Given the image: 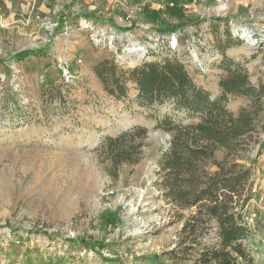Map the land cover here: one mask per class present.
I'll return each instance as SVG.
<instances>
[{"label":"rangeland","instance_id":"rangeland-1","mask_svg":"<svg viewBox=\"0 0 264 264\" xmlns=\"http://www.w3.org/2000/svg\"><path fill=\"white\" fill-rule=\"evenodd\" d=\"M229 34L226 55L258 84L264 0H0V264H145L144 257L179 247L194 209L165 197L157 159L172 135L155 128L173 104H141L132 83L118 99L94 67L106 58L128 68L177 57L215 98L227 75L219 64ZM133 45L145 56L131 52ZM43 47L46 56L14 57ZM250 103L230 95L227 107L237 113ZM138 125L148 129L139 161L113 167L99 145ZM255 128L249 151L215 153L226 168L250 169L252 199L234 205L252 228L244 241L249 256L238 264H264V109ZM217 228L211 219L200 241L214 244Z\"/></svg>","mask_w":264,"mask_h":264},{"label":"trees","instance_id":"trees-1","mask_svg":"<svg viewBox=\"0 0 264 264\" xmlns=\"http://www.w3.org/2000/svg\"><path fill=\"white\" fill-rule=\"evenodd\" d=\"M185 26H172L171 31ZM233 45L229 34L221 46L224 57L219 64L227 75L220 80L221 94L215 98L196 83L185 63L177 57L128 68L120 66L115 58H106L94 67L104 89L118 99L128 95L129 83H132L141 104H173V113L158 118L155 125L156 129L172 135L169 146L161 150L157 159L159 173H162L161 185L167 199L181 209L193 208L194 211L185 219L179 247L162 255L146 256L143 258L145 264H166L165 258L179 263L187 257L188 264H238L239 258L249 256L244 241L252 234V228L241 220V212H235L234 205L244 208L252 199L250 169L238 168L236 163L226 168L215 158V153L223 150L230 157L251 149L255 121L264 109V80L254 84L247 69L226 55V50ZM48 53L43 47L21 51L14 57L26 60ZM230 95L245 96L251 103L234 113L227 107ZM147 132V127L138 125L116 136L105 137L98 148L115 168L135 164ZM208 161L219 170L209 173L205 166ZM211 219L218 223V238L208 245L200 241V236ZM190 239L201 248L189 244ZM83 243L90 247L106 245L86 240ZM42 264L64 263L59 259Z\"/></svg>","mask_w":264,"mask_h":264},{"label":"bare ground","instance_id":"bare-ground-1","mask_svg":"<svg viewBox=\"0 0 264 264\" xmlns=\"http://www.w3.org/2000/svg\"><path fill=\"white\" fill-rule=\"evenodd\" d=\"M131 52H136V54L139 56V58H142L145 56V52L141 49H137L134 45L129 48ZM134 61V60H132Z\"/></svg>","mask_w":264,"mask_h":264},{"label":"built area","instance_id":"built-area-1","mask_svg":"<svg viewBox=\"0 0 264 264\" xmlns=\"http://www.w3.org/2000/svg\"><path fill=\"white\" fill-rule=\"evenodd\" d=\"M218 229V228H217ZM217 238H218V233H217Z\"/></svg>","mask_w":264,"mask_h":264}]
</instances>
